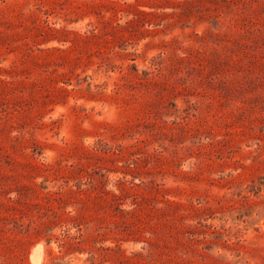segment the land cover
<instances>
[{"label": "rangeland", "instance_id": "obj_1", "mask_svg": "<svg viewBox=\"0 0 264 264\" xmlns=\"http://www.w3.org/2000/svg\"><path fill=\"white\" fill-rule=\"evenodd\" d=\"M36 249L264 264V0H0V264Z\"/></svg>", "mask_w": 264, "mask_h": 264}, {"label": "bare ground", "instance_id": "obj_2", "mask_svg": "<svg viewBox=\"0 0 264 264\" xmlns=\"http://www.w3.org/2000/svg\"><path fill=\"white\" fill-rule=\"evenodd\" d=\"M41 247H42V246H41ZM37 249H40V246H38V248H37ZM37 249H36V252H37ZM34 250H35V249H34ZM34 250H33V251H34ZM36 252H35V253H36ZM35 253H34V254H35ZM38 253L40 254L41 252H37V254H35V255H34V254H33V255H31V256H32V259H33V262H34V264H40V258H41L42 256L40 257V255H38ZM36 255H38V256H37V257H35Z\"/></svg>", "mask_w": 264, "mask_h": 264}]
</instances>
